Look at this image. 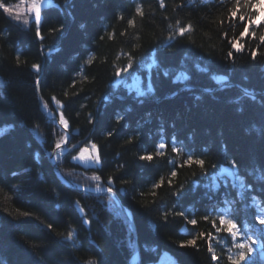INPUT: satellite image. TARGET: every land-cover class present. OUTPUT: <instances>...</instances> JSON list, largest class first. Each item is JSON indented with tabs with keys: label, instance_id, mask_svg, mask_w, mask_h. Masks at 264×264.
<instances>
[{
	"label": "trees",
	"instance_id": "1",
	"mask_svg": "<svg viewBox=\"0 0 264 264\" xmlns=\"http://www.w3.org/2000/svg\"><path fill=\"white\" fill-rule=\"evenodd\" d=\"M3 2L11 6L18 0ZM138 3L145 16L135 17V28H129L127 19L135 16ZM217 3L218 0L203 3L194 0L192 4L187 0H165L166 8L161 9L159 0H46L41 25L44 41L35 38L33 18L26 26L22 20L15 21L0 10V129H6L0 135V264H85L89 259L98 264H128L133 250L128 224L122 213L116 214L120 210L113 206V201L79 193L54 175L47 153L52 151L57 138L54 129L57 134L60 129L48 121L39 104L41 98L47 101L58 120V111L51 102L53 95L64 105L61 110L69 120L70 144L86 138L72 155L88 141L96 143L103 160L99 174L105 181L109 174L116 178L115 189L119 190L116 196L131 213L135 226L139 264H158L163 257L165 261L170 258L172 264H213L204 240L198 241V249L181 248L179 243L189 239V233L213 231L211 224L201 217L208 214L210 203L221 199L225 189L221 187L220 194L210 200L203 187L206 181L199 175L193 176L199 169L185 167L177 170L175 180L176 186L185 184L178 203L177 197L170 195L167 183L157 190L156 201L151 203L152 196L141 197L139 193H148L153 182L167 177L170 170L167 161L177 156L170 147L164 157H157L152 163L140 161L138 156L144 151H155L162 129L168 141L173 136L182 141L186 152L199 154L207 150L203 158L209 163H225V153L234 157L246 183L254 187V194L264 198L261 190L264 182L257 179L254 171L264 172V55L252 61L247 50L235 53V68L230 69L223 59L230 45L219 32L238 36L242 27L238 19L234 26L225 23L221 28L215 23L225 11L214 6ZM177 4L183 7L175 8ZM118 15L124 19L118 20ZM176 20L192 23L194 28L185 37L171 41L172 47L168 48L167 37L174 32L168 24L175 26ZM61 26L60 32L48 35L49 28ZM121 32L125 35L121 36ZM109 33L113 34L112 39L108 38ZM134 43L140 45L133 53L137 61L144 59L150 63L152 57L157 60L151 74L155 94L145 98L134 99L135 93L129 95L122 86L112 88L116 79L113 65L127 63L123 53L130 52ZM256 45L255 40L247 43V47ZM53 48L58 51H52ZM260 52L264 54V47ZM17 56L23 61L20 66L16 65ZM185 56L190 59L185 60ZM90 57L94 60L88 65L85 61ZM32 63L42 65L39 89L30 68ZM197 63L207 66L209 72H199ZM81 68L87 80L77 74ZM164 69L172 75L164 77ZM180 70L190 74V80L185 82L189 91H180L182 85L171 82ZM146 73L147 69L139 73L142 86L147 83ZM212 74L227 75L230 87L211 95L204 93V88L218 87L210 79ZM126 77L131 82V76ZM244 89L253 91L257 100L245 97ZM113 91L124 98L112 96L110 101H104L103 96ZM74 92L77 94L73 95ZM174 92L178 94L172 96ZM197 95L200 100L195 99ZM140 99L144 101L142 104ZM150 107L151 110H145ZM90 113L94 117L91 124ZM117 113H126L119 124L115 120ZM110 130H114L113 135L105 136ZM134 133H139V139L126 144ZM121 164L124 167L116 171ZM59 169L67 178L75 171L70 180L77 185L87 187L91 183L87 177L92 171L75 165L70 155L64 157ZM249 170H253V175H247ZM14 172L17 175L13 176ZM121 178L130 183L121 185ZM192 180L200 186L194 188ZM227 190L235 196V189ZM76 201L85 208L89 225L82 223ZM169 209L184 210L190 218L194 214L199 223L193 228L183 217L173 215L165 221L162 214ZM242 209L243 204H238L235 214L241 222L247 217L253 224L251 216L255 210ZM17 211L28 212L30 216L19 217ZM49 223L53 224L51 231L46 227ZM254 227L259 230L261 226ZM69 230L74 233L72 241L59 235H66ZM230 246V238L215 242L216 254L225 257L220 264H227L225 253ZM259 252L264 251L258 247L253 253L254 264H264Z\"/></svg>",
	"mask_w": 264,
	"mask_h": 264
},
{
	"label": "snow or ice",
	"instance_id": "2",
	"mask_svg": "<svg viewBox=\"0 0 264 264\" xmlns=\"http://www.w3.org/2000/svg\"><path fill=\"white\" fill-rule=\"evenodd\" d=\"M188 4L194 3V0H187ZM203 3V0H200ZM46 6V0H18V3L15 5H7L0 0V10H2L8 17L12 18L15 21H21L24 25H29L30 17L34 19L35 22V38L39 41H44L45 36L42 33L41 25L44 19L43 9ZM216 7L222 8L225 11L221 12L220 16L217 17L215 23H218L221 28L225 23L230 26H234V22L238 19L241 22L242 31L239 32V35L228 36L226 31H220L219 35L226 40L227 44L230 45V50L227 52L226 56L223 57L226 63H228L230 69L235 68L236 57L235 53H242L245 50L251 56L252 61H256L258 55H264L260 52V48L264 47V14H260L261 9H264V0H218V3L214 5ZM159 7L161 9L166 8L165 0H159ZM183 5L177 4L175 8H181ZM63 11V9H61ZM211 9H209V13ZM145 12L143 11L141 4H137L135 7V16L133 18L127 19V25L129 28H135L136 19L135 17L143 18ZM118 20H123V15L117 16ZM165 20L168 17H164ZM63 26L60 28L52 27L48 29V35H55L57 32H60ZM168 27L174 28V32L169 33L167 37L170 42L167 47L171 48V41L176 40L177 37H185L193 31V24L187 23L182 24L180 20H176L175 26L171 23L168 24ZM259 30V33L258 31ZM121 36H124L125 33L121 32ZM108 38L112 39L113 34L109 33ZM247 38V42H246ZM101 40L104 39L103 36L100 37ZM139 39V38H137ZM252 40L257 41L255 47H247V43H250ZM192 41L189 39V43ZM140 45L134 43L131 45V51L125 52L123 55L127 56V63L123 66L114 67L113 76L116 78L112 83V88L116 89L118 86H122L124 89H127L129 95L133 92L135 93V98H145L155 94L154 84L151 80L152 70L157 67V60L155 57L151 58V62L147 63L144 59L137 61L133 53L139 49ZM52 51H58V49L53 48ZM119 59V56L117 57ZM190 59V57L185 56V60ZM94 57H90L85 61L86 64L91 65L93 63ZM23 61L19 56L16 57V65L20 66ZM182 68H183V61ZM197 70L201 73H208L209 68L207 66H201L199 63L195 65ZM31 70L36 75V86L39 89L40 87V73L42 72V65L40 63H32L30 65ZM147 69L146 77L147 83L146 86H142V79L139 75L140 72ZM81 76L82 80H87V76L83 75V68L77 73ZM127 76H131V82L128 81ZM164 77L171 76V72L168 69H164L162 72ZM190 74L187 70H180L172 76L173 84H181L182 87L180 91H189L190 86L186 85L185 82L190 80ZM210 79L218 85L217 88H204L203 92L209 95L214 94L217 91H223L224 89L230 87L229 77L227 75H217L212 74ZM76 81H73V86ZM77 93H73L76 95ZM178 92H174L171 95L175 96ZM65 97L68 96V93H64ZM243 95L245 97L251 98L253 101L257 100L256 94L248 89L243 90ZM114 96L116 99H123L118 92L113 91L112 93L105 94L103 100L108 102L110 97ZM42 99V107L45 112H49V103ZM196 100H200L201 96L197 95ZM239 99V98H238ZM51 102L55 104L56 109L59 114L58 126L60 129L59 134L55 132L54 135H57V138L52 146V151L47 153L48 158L51 163L54 165H59L62 163L65 153L71 156V161L75 165H82L86 171H92V175L87 177L91 182L84 191L88 193H98V194H108L110 198L113 199V206L117 209L121 208L119 201L115 200L114 197L116 192L119 191L115 189V180L113 174L107 176L106 181L102 178V175L99 174L102 171L103 160L101 156V151L98 145L94 142L88 141V144L85 147H80L79 151L75 155H72V152L75 151L78 145L70 144V132H69V120L65 117L63 109L64 105L61 100L57 99L55 95L51 97ZM143 99L139 100V103H143ZM83 107V105H81ZM129 109L128 111H130ZM51 114V113H50ZM125 114H119L115 116L116 123L119 124L125 118ZM93 114H89L88 123H93ZM6 129H0V135H3ZM114 130H110L104 133L105 136L111 137ZM139 139V133H134L130 135L125 141L126 144H132L135 140ZM170 147L171 152L175 153L177 158H173L167 161L169 165V173L167 177L161 176L159 180H156L150 185V191L148 193L140 192L141 197L145 195H150L153 197L151 203H155L157 198V190L160 189L165 183H167L170 190V195L177 197V203L180 198L184 195L185 184L181 183L179 186H176L175 180L178 176V169L182 168H193L194 166L199 169V173L193 172V176L199 175L206 183L203 184L204 189L206 190V195H209V199L212 200L215 195L220 194V189L223 187L225 191L221 195V199L211 204L208 214L201 217L205 222L211 224L213 231L207 233L200 231L189 233L190 238L187 240H182L179 243L181 248H194L198 249L199 240H204L207 244V251L211 255V261L213 264H220V261L225 258L218 256L215 252V242L220 239L230 238L231 246L227 248L225 256L227 264H254V261L251 259L255 250L259 247L264 251V198H258L255 193L253 186H250L246 183V177L242 176L240 170V164L234 157H228L225 153V163H209L206 161L204 156L207 155V150L203 153L196 154L192 151H185V146L182 141H178L175 136L171 138V141H168L163 135V130L161 129L159 141L155 145V151L149 152L144 151L138 156L140 161L147 163H152L157 157H164L166 150ZM39 155L38 153L36 154ZM124 167L123 164L119 165L116 171H119ZM256 172L257 179L264 182V172H261L259 169L254 170ZM13 176L17 173H12ZM248 176L253 175V170H249L247 173ZM130 181L126 179H120L121 185L129 184ZM194 188L199 187L200 184L196 180H192ZM81 187V185H77ZM235 189V196H232L231 192L227 189ZM175 190H172V189ZM123 190V189H121ZM264 191V188L261 189ZM231 196V198H229ZM250 202H247L249 201ZM76 207L79 209L80 215L82 217V223L84 225H89L90 221L86 218L85 208L81 206L80 201L75 202ZM243 204V211L248 212L250 209H254V213L251 216V220L254 222L250 224L248 218L246 217L243 222H241L240 217L236 215L237 205ZM147 206V205H145ZM176 207V204L173 205V209ZM169 209L163 212V218L167 221L170 215L176 217H183L186 221V224L192 225L193 228L199 223L195 218V215L190 218L184 210L174 211ZM7 211V209H4ZM123 215L126 217H131V213L127 209L122 210ZM215 213V215H213ZM11 215V213H9ZM19 217L27 218L30 216L28 212H19L17 211ZM118 216L121 215V212L116 213ZM254 225L261 226L257 230ZM49 231L53 230V224L49 223L46 225ZM66 241H72L74 239L73 231H67V234L64 235L60 233ZM93 243H95L93 241ZM147 250V249H146ZM85 264H98L95 259H89L85 261Z\"/></svg>",
	"mask_w": 264,
	"mask_h": 264
},
{
	"label": "water",
	"instance_id": "3",
	"mask_svg": "<svg viewBox=\"0 0 264 264\" xmlns=\"http://www.w3.org/2000/svg\"><path fill=\"white\" fill-rule=\"evenodd\" d=\"M52 169H53V172L56 174V176H58L60 178V180L69 188H72V189H76L77 191H80V192H83V193H86V194H92V195H99L98 193H88L86 191H84V189L82 188H79V187H76L74 186L72 183L68 182L60 173V171L58 170V167L57 165H52ZM105 195H108V194H105ZM109 196V195H108ZM115 200L119 201V199L116 197H114ZM120 202V201H119ZM121 204V203H120ZM123 209H125L122 205H121V208L120 210L122 211ZM127 220H128V223H129V226H130V230L132 232V235H133V254H136L138 253V246H137V236H136V230H135V226H134V223L133 221L130 219V217H126Z\"/></svg>",
	"mask_w": 264,
	"mask_h": 264
},
{
	"label": "bare ground",
	"instance_id": "4",
	"mask_svg": "<svg viewBox=\"0 0 264 264\" xmlns=\"http://www.w3.org/2000/svg\"><path fill=\"white\" fill-rule=\"evenodd\" d=\"M194 108V107H193ZM60 171V170H59ZM60 173H61V175L68 181V182H70V183H72V180H70L71 178L70 177H72L73 175H75L76 174V172L75 171H71V174H68V176H69V178H67L61 171H60ZM57 178L60 180V178L57 176ZM61 181V180H60ZM61 183H63L62 181H61ZM77 191V190H76ZM107 201H109V202H111V201H113L112 199H107ZM132 263H134V260H132Z\"/></svg>",
	"mask_w": 264,
	"mask_h": 264
},
{
	"label": "rangeland",
	"instance_id": "5",
	"mask_svg": "<svg viewBox=\"0 0 264 264\" xmlns=\"http://www.w3.org/2000/svg\"><path fill=\"white\" fill-rule=\"evenodd\" d=\"M263 14H264V10H263Z\"/></svg>",
	"mask_w": 264,
	"mask_h": 264
}]
</instances>
